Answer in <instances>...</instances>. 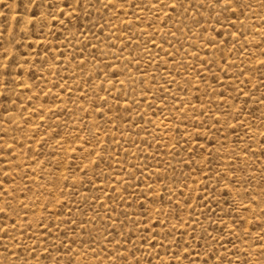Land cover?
I'll return each instance as SVG.
<instances>
[{
	"label": "rangeland",
	"instance_id": "374dc122",
	"mask_svg": "<svg viewBox=\"0 0 264 264\" xmlns=\"http://www.w3.org/2000/svg\"><path fill=\"white\" fill-rule=\"evenodd\" d=\"M232 7L0 0V264H264V0Z\"/></svg>",
	"mask_w": 264,
	"mask_h": 264
},
{
	"label": "snow or ice",
	"instance_id": "6c2138e0",
	"mask_svg": "<svg viewBox=\"0 0 264 264\" xmlns=\"http://www.w3.org/2000/svg\"><path fill=\"white\" fill-rule=\"evenodd\" d=\"M217 5H223L227 10L235 11V8L232 7L233 0H215ZM239 5H237L238 7ZM172 8H175V4L171 5Z\"/></svg>",
	"mask_w": 264,
	"mask_h": 264
}]
</instances>
